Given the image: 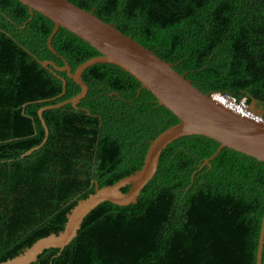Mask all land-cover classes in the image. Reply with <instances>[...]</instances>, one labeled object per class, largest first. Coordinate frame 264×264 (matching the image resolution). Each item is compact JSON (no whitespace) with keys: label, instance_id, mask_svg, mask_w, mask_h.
I'll list each match as a JSON object with an SVG mask.
<instances>
[{"label":"trees","instance_id":"16d2710c","mask_svg":"<svg viewBox=\"0 0 264 264\" xmlns=\"http://www.w3.org/2000/svg\"><path fill=\"white\" fill-rule=\"evenodd\" d=\"M68 1L172 63L205 94L264 108V0ZM30 19L22 2L0 0V263L62 232L81 200L140 170L151 142L179 122L112 64L88 67L87 95L77 107L63 104L81 86L41 62L75 73L100 54L62 27L51 50L55 23L38 12ZM219 148L201 135L172 142L137 203L100 204L68 246L48 248L32 264H257L264 162L232 148L211 159Z\"/></svg>","mask_w":264,"mask_h":264},{"label":"water","instance_id":"95a60500","mask_svg":"<svg viewBox=\"0 0 264 264\" xmlns=\"http://www.w3.org/2000/svg\"><path fill=\"white\" fill-rule=\"evenodd\" d=\"M30 8L31 19L34 12L51 19L55 28L48 40L51 50L52 39L62 27L91 45L99 52L94 57L81 64L75 73L69 65L59 68L52 61L41 62L43 66H52L56 70L67 71L70 78L81 86V92L73 99L63 103H71L77 107L89 90L82 79L83 72L94 64H112L129 73L142 87L150 91L160 105L172 111L179 122L161 133L153 140L148 148L143 167L134 174L119 180L116 184L103 188L97 187L95 192L81 200L68 215V221L62 232L51 234L39 239L30 248L16 257L0 264H32L48 248L63 249L78 235L84 219L100 204L112 202L116 205L127 206L135 204L145 188L158 171L161 155L172 142L186 136H206L221 143V148L211 158L216 157L224 148H232L255 157L264 162V111L258 118L242 116L220 104L214 94H205L196 88L185 75L179 74L172 63L158 57L152 50L147 49L132 37L117 30L113 24H108L92 12H88L68 0H18ZM63 81L64 88L66 81ZM49 108H58L61 105ZM254 104H259L255 100ZM39 111L42 124L46 130L47 142L49 129ZM39 147L30 150L33 153ZM211 159L205 160L203 166ZM130 186L128 192L123 188ZM264 254V221L259 246L257 264H263Z\"/></svg>","mask_w":264,"mask_h":264},{"label":"built area","instance_id":"2783aa9c","mask_svg":"<svg viewBox=\"0 0 264 264\" xmlns=\"http://www.w3.org/2000/svg\"><path fill=\"white\" fill-rule=\"evenodd\" d=\"M213 97L222 105L228 109L242 115L245 117L258 118L259 115L256 114L252 106H250L247 101H239L235 96L224 95V94H214Z\"/></svg>","mask_w":264,"mask_h":264},{"label":"rangeland","instance_id":"374dc122","mask_svg":"<svg viewBox=\"0 0 264 264\" xmlns=\"http://www.w3.org/2000/svg\"><path fill=\"white\" fill-rule=\"evenodd\" d=\"M252 106H253V108L255 107L254 109H255L256 112L259 113V114H261V112L264 111V108L261 107L259 104H253Z\"/></svg>","mask_w":264,"mask_h":264},{"label":"clouds","instance_id":"9594fccd","mask_svg":"<svg viewBox=\"0 0 264 264\" xmlns=\"http://www.w3.org/2000/svg\"><path fill=\"white\" fill-rule=\"evenodd\" d=\"M34 17V16H33Z\"/></svg>","mask_w":264,"mask_h":264},{"label":"flooded vegetation","instance_id":"af4514ba","mask_svg":"<svg viewBox=\"0 0 264 264\" xmlns=\"http://www.w3.org/2000/svg\"><path fill=\"white\" fill-rule=\"evenodd\" d=\"M253 107V106H252Z\"/></svg>","mask_w":264,"mask_h":264}]
</instances>
